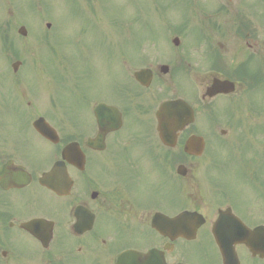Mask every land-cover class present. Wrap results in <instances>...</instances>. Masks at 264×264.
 <instances>
[{"label": "flooded vegetation", "instance_id": "1", "mask_svg": "<svg viewBox=\"0 0 264 264\" xmlns=\"http://www.w3.org/2000/svg\"><path fill=\"white\" fill-rule=\"evenodd\" d=\"M0 3L11 36L26 28L38 37L56 38L63 35L66 20L69 27L91 22L94 30H101L106 16L105 0ZM117 3V61L111 74L120 88L114 101L93 97L88 108L93 115L100 103L116 107L122 126L96 148L90 145L98 136L95 119L80 136L69 131L63 138L59 133L57 144L34 130L23 132L18 137L24 139L21 143L0 141V264H222L212 236L221 209L251 229L264 227V163H256L255 157L233 159L229 165L234 172L229 175L234 179L224 175L219 179L214 147L218 133H230L235 143L238 127L217 117L212 125L198 103L203 90L217 80L236 86L248 83L244 64L252 53L258 55L264 79V0ZM80 33L86 36L84 26ZM89 42L94 46L93 40ZM85 52L90 53L86 48ZM140 71L148 72L147 88L135 79ZM188 80L196 87L188 99L196 113L194 124L177 132L167 127L166 144L159 131L158 108L166 101L186 99ZM230 97H215L208 110L215 112V103ZM192 137H204L205 151L213 148L211 156L188 154L185 146ZM72 143L78 144L84 159L65 162L64 181L54 183L59 192L50 190L41 178L62 161L63 149ZM250 182H259L253 185L261 188L258 196L250 194ZM186 211L204 217L192 242L182 236L186 222L178 228L166 224L164 236L154 229L157 214L171 219ZM155 250L151 259L119 263L125 252L145 256Z\"/></svg>", "mask_w": 264, "mask_h": 264}, {"label": "rangeland", "instance_id": "2", "mask_svg": "<svg viewBox=\"0 0 264 264\" xmlns=\"http://www.w3.org/2000/svg\"><path fill=\"white\" fill-rule=\"evenodd\" d=\"M111 1H105V3L108 2L107 14L101 30L98 28L94 30V25L91 22H83L79 27L71 24L69 27L67 20L65 21L61 37L63 47L60 51L65 55L55 53L49 60L50 54L46 50L32 53L16 49L20 61L24 63L17 74L11 72V65L17 59L16 53L12 49H8V45L16 44V39L13 36L6 38L5 34L3 36L0 21V112L5 111L8 114L0 118V123L4 128L9 123L1 120L7 116L10 125L16 127L14 132H29L28 117H25L24 109L30 113L31 121L41 115L46 116L56 125L61 126L62 130H73L78 136L92 128L93 119L89 113L88 103L93 97L99 96L107 102L114 101L115 93H118L117 90L120 88V83L116 82L115 76H111L112 67L117 61L116 53L108 52L115 45L114 35L117 31L115 20H118L119 17V4L115 2L116 0ZM83 26L86 30L85 37L80 33ZM6 39H9V42ZM89 40L94 41V46ZM32 41L35 42L33 38H28L27 44L28 42L32 44ZM49 41H53V39ZM84 47L90 51V54L83 58ZM104 47L107 51L100 50ZM69 61L72 64L68 65ZM35 64L38 65V69H35ZM6 68L9 74L5 70ZM48 68L52 70L55 77L54 75L52 77ZM115 69H113V73ZM22 72L25 74L23 75ZM24 76L27 80L24 79ZM11 78H14L15 85ZM191 87V83L187 82L186 89L189 90ZM100 89L102 90L99 92ZM246 90L243 89L241 96L234 99L235 102H238V110L244 114V117H239V119L242 118L240 122L242 127L247 124L251 125L250 120L252 119L246 118L245 111L248 110L247 106L250 101ZM18 94L21 96L24 109L19 107V100L16 98ZM255 94L252 93L251 101L255 99L258 104H261L264 100V88ZM1 129L3 128L0 127V141L6 142L10 134L2 133L4 130ZM16 135L18 136L19 133ZM258 154L256 163H258L257 158L259 161L264 158V151L261 150ZM262 156L263 158H260Z\"/></svg>", "mask_w": 264, "mask_h": 264}, {"label": "water", "instance_id": "3", "mask_svg": "<svg viewBox=\"0 0 264 264\" xmlns=\"http://www.w3.org/2000/svg\"><path fill=\"white\" fill-rule=\"evenodd\" d=\"M220 90L224 91V92H231L233 87L232 86H227V85H222L220 88ZM217 91V92H221V91ZM173 109H185L187 111H190L189 108L186 106V104H184L183 102H174V103H169L166 104L163 109V111H168V110H173ZM111 109L106 108L105 106L103 107V109L99 112L97 111V118L99 121V125L102 127H104L106 124L102 122V120H104V112L103 111H109ZM191 115L187 114V118H190ZM115 126L114 124H109L107 125V128H111ZM35 127L37 128V130L46 138L51 139L52 135L54 134V131L50 128V126L45 122L44 119H40L39 121H37L35 123ZM226 229H224V233L223 235L221 234L219 237V246L222 250V253L224 255L225 264H239L236 254L234 252V246L235 244L238 243H244L247 246L250 247L251 251L254 254H260L261 256L264 255V246L260 243H254L251 240V236L249 235V232L247 230H245L242 227L239 226H226L224 227Z\"/></svg>", "mask_w": 264, "mask_h": 264}]
</instances>
